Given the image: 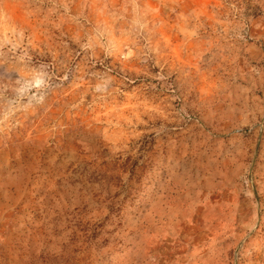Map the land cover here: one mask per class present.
Returning <instances> with one entry per match:
<instances>
[{
  "label": "rangeland",
  "instance_id": "rangeland-1",
  "mask_svg": "<svg viewBox=\"0 0 264 264\" xmlns=\"http://www.w3.org/2000/svg\"><path fill=\"white\" fill-rule=\"evenodd\" d=\"M0 264H264V0H0Z\"/></svg>",
  "mask_w": 264,
  "mask_h": 264
}]
</instances>
